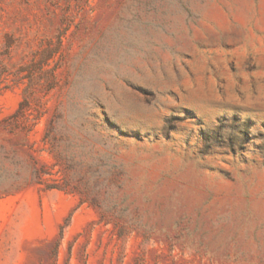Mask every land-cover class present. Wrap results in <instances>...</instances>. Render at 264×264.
I'll use <instances>...</instances> for the list:
<instances>
[{
  "label": "rangeland",
  "instance_id": "1",
  "mask_svg": "<svg viewBox=\"0 0 264 264\" xmlns=\"http://www.w3.org/2000/svg\"><path fill=\"white\" fill-rule=\"evenodd\" d=\"M0 264H264V0H0Z\"/></svg>",
  "mask_w": 264,
  "mask_h": 264
}]
</instances>
